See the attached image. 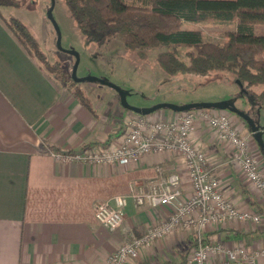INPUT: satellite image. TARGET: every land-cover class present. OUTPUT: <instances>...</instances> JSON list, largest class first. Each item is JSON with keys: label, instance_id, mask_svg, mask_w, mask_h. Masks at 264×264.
<instances>
[{"label": "crops", "instance_id": "0c3cea01", "mask_svg": "<svg viewBox=\"0 0 264 264\" xmlns=\"http://www.w3.org/2000/svg\"><path fill=\"white\" fill-rule=\"evenodd\" d=\"M92 98L95 116L39 69L0 19V264H104L124 242L171 214V206L137 207L130 198L134 187L155 178L156 165L165 173L179 174L180 200L192 194L184 163L175 153L151 152L124 167L53 158L50 151L74 152L116 142L125 120L137 115L108 91L93 93ZM196 111L228 113L249 152L260 162L264 177V157L243 120L225 110ZM177 113L159 109L143 117L171 120ZM190 141L207 157L225 197L237 208L261 217L258 224L207 225L200 231L201 239L224 247L241 244L248 251L263 248L264 200L231 162V149L219 143L199 115ZM118 196L126 199L125 219L121 227L110 230L95 220L93 208L101 201L112 205ZM196 239L193 228H177L141 248L126 264H182ZM217 261L218 256L210 255L208 264Z\"/></svg>", "mask_w": 264, "mask_h": 264}, {"label": "trees", "instance_id": "16d2710c", "mask_svg": "<svg viewBox=\"0 0 264 264\" xmlns=\"http://www.w3.org/2000/svg\"><path fill=\"white\" fill-rule=\"evenodd\" d=\"M62 1L79 33L96 46H104L118 36L121 47L139 59H145L149 50H155V62L168 77L212 72L231 74L244 89L241 96L246 95L255 104L253 112L264 108V59L259 58L264 52V0ZM17 6L16 0H0V9ZM0 19L39 69L65 86L95 116L81 83L71 79L70 70L47 58L42 44L27 26L1 13ZM184 22H233L235 28L225 32V40L217 43L204 41L199 30L182 29ZM257 24L263 26L259 35L253 33ZM248 116L257 128L252 116ZM243 122L250 130L248 123Z\"/></svg>", "mask_w": 264, "mask_h": 264}, {"label": "built area", "instance_id": "2783aa9c", "mask_svg": "<svg viewBox=\"0 0 264 264\" xmlns=\"http://www.w3.org/2000/svg\"><path fill=\"white\" fill-rule=\"evenodd\" d=\"M199 115L214 131L221 145L231 149L230 160L239 167L244 179L264 200V177L260 162L247 148L246 139L230 121L226 112H201L188 110L177 113L171 120L150 121L136 115L125 120V128L116 142L108 145L87 146L79 151H50V155L62 161H77L92 165H116L124 167L141 156L155 152H171L180 156L184 163L192 194L180 200V177L176 172L165 173L155 166V178L145 185L134 187L130 198L135 206L149 208L172 207L164 221L149 227L141 236L132 237L112 252L104 264H126L146 245L163 238L177 228H193L197 233L194 248L183 264H208L210 255L218 256L215 264H264V247L248 251L241 244L224 247L206 243L200 231L207 225L227 222L258 224L261 217L249 209L237 208L223 193L220 181L209 167L205 154L190 141L193 122ZM126 199L114 197L113 204L101 201L94 205L95 220L110 230L122 226Z\"/></svg>", "mask_w": 264, "mask_h": 264}, {"label": "rangeland", "instance_id": "374dc122", "mask_svg": "<svg viewBox=\"0 0 264 264\" xmlns=\"http://www.w3.org/2000/svg\"><path fill=\"white\" fill-rule=\"evenodd\" d=\"M16 2L17 7L1 10V14L17 18L25 24L41 42V48L50 61L59 62L71 72L77 60L75 69L77 78L92 76L119 87L130 107L150 109L157 104L183 106L178 104L185 102L230 104L237 110L251 115L257 123L256 133L260 144L253 139L264 157V108L253 112L255 104L246 95L241 96L244 89L231 74L212 72L202 76L191 74L165 76L155 62V50H149L145 59H139L121 47V39L118 36L101 47L85 40L70 18L62 0H53L52 21L47 17L51 0ZM181 28L199 30L204 41L219 43L224 41L225 32L234 30L235 23L184 22ZM262 31V25L253 26L254 34L259 35ZM259 58L264 59V52ZM80 88L91 103L93 93L98 95L101 91H108L117 95L111 88L97 82H82ZM93 88L94 91L91 90ZM98 89L100 92H97ZM210 111L215 112L218 109Z\"/></svg>", "mask_w": 264, "mask_h": 264}, {"label": "water", "instance_id": "95a60500", "mask_svg": "<svg viewBox=\"0 0 264 264\" xmlns=\"http://www.w3.org/2000/svg\"><path fill=\"white\" fill-rule=\"evenodd\" d=\"M52 6H53V0H51V7L47 11V17H48L49 20H51V9H52ZM76 65H77V60L75 61L74 65H73V67L71 69V72H70V77H71V79L74 82H76V83L97 82L100 85L107 86V87L111 88L112 90H114L117 93V95L119 97L120 105L124 109L132 111V112H134L137 115L145 116V115H148V114H150V113H152V112H154L156 110L163 109V108L171 110L173 112H178V113L184 112V111H188V110H192V109H198V108H201V109L225 110V111H229L230 113H233L234 115H236L239 118H241L244 121H246L248 123V125H249L250 130H251L252 137L256 141L258 140L257 133H256L257 132V128L255 126H253V121L251 120V118L247 114H245L244 112H242L240 110H237L236 108H234L230 104H226V103H192V104H186V105H183V106H175V105H171V104H157V105L153 106L150 109H136L134 107H130L129 105H127V103L124 100V93L119 87H117V86H115V85H113L111 83L105 82L103 80H100L98 78L92 77V76L85 77V78H77L75 76Z\"/></svg>", "mask_w": 264, "mask_h": 264}]
</instances>
